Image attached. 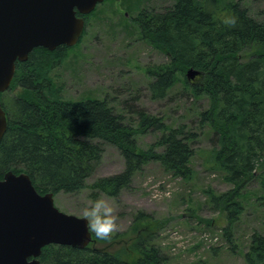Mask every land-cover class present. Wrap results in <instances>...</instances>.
<instances>
[{"label":"trees","instance_id":"trees-1","mask_svg":"<svg viewBox=\"0 0 264 264\" xmlns=\"http://www.w3.org/2000/svg\"><path fill=\"white\" fill-rule=\"evenodd\" d=\"M232 19L234 26H229ZM131 20L141 38L168 58L148 69L150 97L164 98L180 81L193 97L204 95L209 101L197 113V126L211 130V146L202 150V164L232 187L217 195L205 193L225 211L227 224L222 230L230 242L242 211L236 196L264 164V18L253 17L241 0H173L159 10H141ZM74 46L35 47L26 60L15 63L9 87L0 92L7 117L0 139V178L9 170L25 172L40 193L88 188L93 198L99 193L119 196L150 162H157L173 177L192 179L196 130L185 124L170 126L161 116L142 109H136L133 126L106 97H62L63 87L51 73ZM246 50L249 55L243 59ZM189 68L197 71L192 78L186 76ZM149 129L159 135L141 148L136 136ZM105 143L119 150L124 166L87 183ZM259 183L264 200V178ZM145 216L139 213L135 219ZM135 234L130 246L119 250L91 243L83 248L50 243L41 248L39 264H164L165 255L152 242L151 232ZM243 259L245 264H264V235L259 231L250 234Z\"/></svg>","mask_w":264,"mask_h":264},{"label":"rangeland","instance_id":"rangeland-1","mask_svg":"<svg viewBox=\"0 0 264 264\" xmlns=\"http://www.w3.org/2000/svg\"><path fill=\"white\" fill-rule=\"evenodd\" d=\"M241 1L253 17L264 18V0ZM172 2L103 0L98 3L85 18L80 41L66 52L51 75L62 85V97L78 100L106 97L130 125H136V109H142L147 114L161 116L170 126L185 124L196 130L198 137L192 145L194 152L190 160L195 171L193 178L184 181L173 177L157 162H150L133 176L130 187L117 197L99 193L93 198L89 189L83 188L76 193L54 194V204L65 213L81 216L90 200L105 198L115 202L120 225L115 233L118 236L113 234L110 241L102 242L92 233L94 241L91 244L96 247L127 248L135 233L143 231L151 232L152 242L165 255L164 264H245L243 254L250 234L256 230L264 235V200L259 183L264 178V164L258 166V175L236 196L242 211L233 224L232 241L229 242L222 230L227 224L226 213L209 201L205 193L209 190L217 195L232 187L202 164V150L211 146V130L208 126H197V113L208 106L207 97H193L180 81L162 99L151 98L147 88L148 69L166 63L168 58L141 38L131 17L141 10H159ZM249 51H244L243 59ZM158 135V131L149 129L136 136L137 144L145 148ZM123 166L119 150L105 143L100 162L86 182L118 172ZM139 213L146 214L145 218L135 219Z\"/></svg>","mask_w":264,"mask_h":264},{"label":"water","instance_id":"water-1","mask_svg":"<svg viewBox=\"0 0 264 264\" xmlns=\"http://www.w3.org/2000/svg\"><path fill=\"white\" fill-rule=\"evenodd\" d=\"M103 0H0V92L13 78L15 63L35 47L73 46L85 15ZM197 73L189 68L187 78ZM7 124L0 103V139ZM52 192L40 193L25 172L0 179V264H39L41 248L64 244L83 248L93 241L82 216L65 213Z\"/></svg>","mask_w":264,"mask_h":264},{"label":"clouds","instance_id":"clouds-1","mask_svg":"<svg viewBox=\"0 0 264 264\" xmlns=\"http://www.w3.org/2000/svg\"><path fill=\"white\" fill-rule=\"evenodd\" d=\"M234 19L229 20V26H234ZM82 218L87 221L86 227L99 240H109L120 225L117 206L114 201L105 198L90 200L81 212Z\"/></svg>","mask_w":264,"mask_h":264},{"label":"flooded vegetation","instance_id":"flooded-vegetation-1","mask_svg":"<svg viewBox=\"0 0 264 264\" xmlns=\"http://www.w3.org/2000/svg\"><path fill=\"white\" fill-rule=\"evenodd\" d=\"M1 178H2V177H1ZM1 178H0V179H1Z\"/></svg>","mask_w":264,"mask_h":264}]
</instances>
